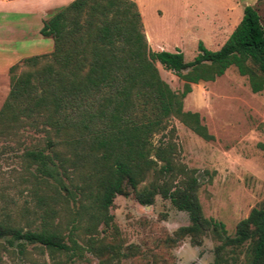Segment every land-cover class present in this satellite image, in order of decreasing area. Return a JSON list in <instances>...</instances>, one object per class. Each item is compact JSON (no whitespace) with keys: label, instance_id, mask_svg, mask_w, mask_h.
Instances as JSON below:
<instances>
[{"label":"trees","instance_id":"obj_1","mask_svg":"<svg viewBox=\"0 0 264 264\" xmlns=\"http://www.w3.org/2000/svg\"><path fill=\"white\" fill-rule=\"evenodd\" d=\"M258 1L243 6L218 48L197 41L190 60L178 50L148 49L133 0H71L43 21L39 34L51 38V50L7 68L8 91L0 105V140L40 135L21 154L34 203L20 213L37 224L23 229L0 218V263L7 247L23 254L28 243L46 249L51 264H68L80 246L71 233L65 244L60 222L54 221L58 205L67 208L68 199L79 208L70 231L83 228L90 236L85 245L97 264L124 256L113 243L95 245L91 237L99 235V225L108 226L113 198L132 194L141 205L158 195L185 212L187 223L174 230L172 241L187 237L199 246L207 235L216 242L210 264H227L228 257L231 264H264V202L251 207L227 235L222 222L203 215L197 171L179 161L168 124L173 118L202 140H213L198 113L182 109V99L191 84L212 81L230 66L252 93L263 89ZM154 62L181 81L180 90L161 79Z\"/></svg>","mask_w":264,"mask_h":264},{"label":"rangeland","instance_id":"obj_2","mask_svg":"<svg viewBox=\"0 0 264 264\" xmlns=\"http://www.w3.org/2000/svg\"><path fill=\"white\" fill-rule=\"evenodd\" d=\"M134 1L148 49L178 50L185 60H190L196 53L197 41L208 49L218 48L239 19L243 6L255 4L256 0ZM256 9L264 29V0L258 1ZM46 38L45 47L37 48L38 51L51 50V38ZM37 50L22 53L29 55ZM154 65L173 91L180 90L181 81L173 73L157 62ZM7 91L8 76L0 74V105ZM182 109L197 112L213 140H202L172 118L168 124L173 127L177 157L197 171V197L203 215L222 222L226 234L232 236L235 223L251 207L264 202V87L252 93L246 78L230 66L212 81L191 84L190 92L182 99ZM38 136L31 133V136L0 140V218L23 229L37 222L27 212H22V216L20 213L34 203L24 181L28 174L21 154ZM159 136L154 135V143ZM58 207L54 221L60 222L63 242L70 244L67 235L71 233L80 246L68 264H97L99 258L85 245L89 235L83 228L70 231V220L75 224L79 211L77 202L68 199L67 208L64 203ZM108 212L111 215L108 226L99 225V235L91 237L95 245L99 241L113 243V249L125 254L112 255L108 264H210L212 261V248L206 242L211 241L212 247L216 242L207 235L199 246L192 245L187 237L173 243L172 233L187 223V217L158 195L150 205L139 204L132 194L116 195ZM7 248L0 264H51L49 252L37 244L25 243L23 254H18L15 246ZM58 257L64 256L58 254ZM243 257L241 249L235 260L241 262ZM229 258L227 264L232 263Z\"/></svg>","mask_w":264,"mask_h":264},{"label":"crops","instance_id":"obj_3","mask_svg":"<svg viewBox=\"0 0 264 264\" xmlns=\"http://www.w3.org/2000/svg\"><path fill=\"white\" fill-rule=\"evenodd\" d=\"M59 2L55 0H0L1 75H7V68L21 58L49 52L44 49L37 50V48L45 47L46 42L44 41L47 39L39 34V29L43 21L68 4L69 0ZM31 49L37 51H31L29 55L22 53Z\"/></svg>","mask_w":264,"mask_h":264},{"label":"clouds","instance_id":"obj_4","mask_svg":"<svg viewBox=\"0 0 264 264\" xmlns=\"http://www.w3.org/2000/svg\"><path fill=\"white\" fill-rule=\"evenodd\" d=\"M69 2H71V0H69ZM206 243H207V247L209 249H211L212 248V242L211 241H207Z\"/></svg>","mask_w":264,"mask_h":264}]
</instances>
